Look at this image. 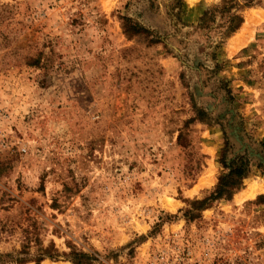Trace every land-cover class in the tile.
<instances>
[{"label":"rangeland","instance_id":"rangeland-1","mask_svg":"<svg viewBox=\"0 0 264 264\" xmlns=\"http://www.w3.org/2000/svg\"><path fill=\"white\" fill-rule=\"evenodd\" d=\"M151 1L0 0V253L264 264V0L228 36L220 0ZM121 15L151 34L125 36ZM221 151L246 158L243 188L185 214Z\"/></svg>","mask_w":264,"mask_h":264},{"label":"trees","instance_id":"trees-1","mask_svg":"<svg viewBox=\"0 0 264 264\" xmlns=\"http://www.w3.org/2000/svg\"><path fill=\"white\" fill-rule=\"evenodd\" d=\"M149 4H153L151 0H147ZM262 0H220L219 4H215L211 7V10L218 11L221 15V23L218 26H224L222 34L228 36L231 32H235L242 24L241 10L253 5H260ZM173 4H181V0H174ZM210 10V9H209ZM181 8L178 7L176 15L179 14ZM208 10H204L199 16L198 20L202 21L206 18ZM210 15V13H209ZM120 25L122 33L125 36H132L136 34H151L150 31L143 26L139 25L135 21L131 20L125 15L120 17ZM153 42H159L157 35ZM27 65L38 66V56L26 57ZM205 114L203 110L195 108V118L203 119ZM223 151L220 152L217 158V163L221 166V171L216 177L215 184L212 190L199 199L188 200L189 208L185 209V214L192 216V210H202L208 206V203L214 200L223 199L228 200L232 194L239 191L244 186V179L248 172L247 160L243 155H235L228 161ZM69 250L67 252H58L53 246V243H49L47 246L39 244L35 248V253L38 258H48L56 260L57 257H63L67 259L71 264H90L95 258L92 254L76 249L72 244H67ZM24 249H20L14 252L0 253V264H22L27 261Z\"/></svg>","mask_w":264,"mask_h":264},{"label":"bare ground","instance_id":"bare-ground-1","mask_svg":"<svg viewBox=\"0 0 264 264\" xmlns=\"http://www.w3.org/2000/svg\"><path fill=\"white\" fill-rule=\"evenodd\" d=\"M188 5H192L196 0H186ZM261 189V186L257 183H250L248 185V188L243 190L238 197L239 198H250L254 195L256 191H259Z\"/></svg>","mask_w":264,"mask_h":264},{"label":"crops","instance_id":"crops-1","mask_svg":"<svg viewBox=\"0 0 264 264\" xmlns=\"http://www.w3.org/2000/svg\"><path fill=\"white\" fill-rule=\"evenodd\" d=\"M261 192H257V193H255L253 196H255V195H257V194H260ZM249 198H245V199H243V201H246V200H248Z\"/></svg>","mask_w":264,"mask_h":264}]
</instances>
